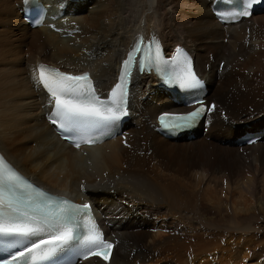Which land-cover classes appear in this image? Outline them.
<instances>
[{"label":"bare ground","instance_id":"6f19581e","mask_svg":"<svg viewBox=\"0 0 264 264\" xmlns=\"http://www.w3.org/2000/svg\"><path fill=\"white\" fill-rule=\"evenodd\" d=\"M22 2L0 0V149L39 184L94 203L118 244L109 263L84 264H264V230L245 226L264 219V139L235 143L264 128V14L223 27L209 0H79L31 29ZM154 32L190 49L208 79L212 108L195 137L156 133L157 115L175 107L143 76L121 138L80 151L62 142L33 79L40 64L90 71L107 92L139 33ZM187 210L196 220H185Z\"/></svg>","mask_w":264,"mask_h":264},{"label":"snow or ice","instance_id":"6c2138e0","mask_svg":"<svg viewBox=\"0 0 264 264\" xmlns=\"http://www.w3.org/2000/svg\"><path fill=\"white\" fill-rule=\"evenodd\" d=\"M261 0H244L243 10L238 15H248L252 5ZM155 44V42L153 41ZM143 51L135 46L123 62L120 73V83L115 85L110 103H105L97 95L92 81L87 73L71 75L58 69H50L45 65L39 66V76L33 77L37 87L42 85L49 94V104L52 109L49 119L58 125V130L71 133L82 125L97 126L103 123L119 120L126 115V78L131 75L130 67L135 62L140 71L146 70L144 60L136 61V54ZM149 51L152 48L149 47ZM156 59H159V49L156 46ZM152 60L149 58L148 63ZM182 87H195L200 84L196 74L189 71L187 77L180 81ZM214 107V106H213ZM205 112L203 106L194 111L175 116H161L160 123L165 128L187 127ZM89 142V141H84ZM80 142H76L79 147ZM21 177L10 169L0 158V236L16 237L20 242L28 244L11 255L10 259L0 261V264H36L51 256L57 249L78 243L84 249L83 258L103 256L108 259L113 245L103 239V234L90 215L88 205H75L67 200L56 203L50 202L43 192L28 193L20 197L16 189H22ZM27 185V188H31ZM44 198V199H41ZM88 215L87 222L81 223L78 217ZM87 228L82 234L80 229Z\"/></svg>","mask_w":264,"mask_h":264},{"label":"rangeland","instance_id":"374dc122","mask_svg":"<svg viewBox=\"0 0 264 264\" xmlns=\"http://www.w3.org/2000/svg\"><path fill=\"white\" fill-rule=\"evenodd\" d=\"M211 55H213V54H211ZM214 57V56H213ZM213 57H212V59H213ZM211 60V59H210ZM150 122H153V121H150ZM80 190H81V188L79 189V193H80ZM258 206L259 205H256V211L258 212V213H260V210L258 209ZM178 214H180V213H178ZM261 214V213H260ZM183 215H184V218H185V220L189 223V220L188 219H193V221L194 220H196V216H195V212L193 211V210H187V212L186 213H184L183 212ZM262 215V214H261ZM256 217V218H255ZM255 217H253V218H251V219H249V222H247V223H245V226H247V224H250V223H253V224H255V228H261L262 230H264V219H261L260 217L258 218L257 216H255ZM203 227V226H202ZM207 229H211L210 227H207ZM221 229H223V230H228L229 229V225L228 224H221ZM234 231L236 232V233H239V232H241V231H239V230H235L234 229Z\"/></svg>","mask_w":264,"mask_h":264}]
</instances>
